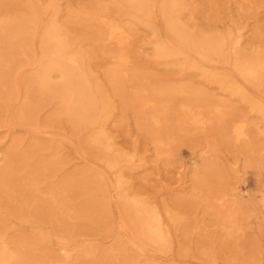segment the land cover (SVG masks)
<instances>
[{
  "label": "rangeland",
  "instance_id": "1",
  "mask_svg": "<svg viewBox=\"0 0 264 264\" xmlns=\"http://www.w3.org/2000/svg\"><path fill=\"white\" fill-rule=\"evenodd\" d=\"M162 2L148 1L150 12L146 9L139 13L136 24L131 25L135 33L125 48L129 56L123 66L125 83L117 91L109 69L118 63L106 53L116 46H107L98 39L97 26L76 17V12L94 13L99 8L111 18L129 23L134 18L133 11L125 6V0L58 1L59 24L82 48L90 70L110 98L113 111L105 125L115 147L145 157L143 167L137 162L129 163L121 171L111 168L98 176L94 170L103 163L97 159L99 151L90 137L96 125L76 128L60 113L55 100L36 96L30 81L42 56V24L55 15L51 0H0V19L18 16L28 9L42 18L37 31L27 36L30 50L25 44V54L8 69L0 68V173L9 186L8 190L0 189V235L11 249L25 253L33 261L53 260L54 264H264V207L259 204L258 194L259 189L264 192V117L231 92L226 83L211 81L213 76L190 68L187 62L191 59L202 63L206 74L216 72L261 103L264 90L240 75L231 55L229 60L212 62L204 61L192 50H186V56H182L186 59L155 57L152 42L157 32L160 37L172 38L167 33ZM92 7L96 10L92 11ZM180 13L195 30L225 31L240 22L248 30L243 47L253 45V49L256 44L264 50V0H187ZM0 41L3 54L7 43ZM174 60L178 62L173 63ZM180 85L187 92L173 97L175 107L184 100L197 103L201 97L224 102L228 112L224 120L204 127L191 121L178 125L173 118L184 115L177 112L172 118L175 121L155 127L145 119V127L142 126L138 111L141 98L157 99V89ZM28 105L32 110L28 119L15 116L18 109ZM236 118L249 122L247 141H236L231 133ZM159 135L172 139L161 156H157L155 146ZM210 147L212 151H207ZM119 171L133 195L149 199L163 212L167 207L182 218L181 226H175L174 243L168 250L139 239L132 213L118 197L115 184ZM32 178L39 180L40 192L28 189ZM238 189L241 198L236 196ZM53 191L62 199L60 209L54 206ZM215 195H225L226 203L215 200ZM235 210L238 214L234 213V224L224 221V215ZM124 218L128 226L123 229L119 224ZM59 241L71 244L72 257L58 250Z\"/></svg>",
  "mask_w": 264,
  "mask_h": 264
},
{
  "label": "bare ground",
  "instance_id": "2",
  "mask_svg": "<svg viewBox=\"0 0 264 264\" xmlns=\"http://www.w3.org/2000/svg\"><path fill=\"white\" fill-rule=\"evenodd\" d=\"M58 1L59 0H51V4H53V7L55 8V15L52 20L42 24L43 33L41 32V34L43 35L42 42L40 43V46L42 48V56L36 66L35 73L32 77L30 76V81L33 82L34 87H32L34 88L36 96L38 95L42 99L52 98L53 100H55L59 106L60 113L65 114L68 120L76 128L88 124L96 125L90 133V137L93 144L99 151V157L97 159L99 160V162L101 161L103 163L100 169H98L94 165L98 169L94 170L95 172H97L96 174H98V176L104 175V172L108 169L110 170L111 168H118L121 171V169L129 163L132 164L137 162L138 166H145V157H137L136 154L126 153L118 147H115L112 136L110 135L111 133H108L105 125L106 119L112 114L113 111V106L111 104L110 98L104 92V89L101 88L98 77L96 78L90 70L82 48L77 45L78 43H76L75 40L71 39L72 37H70L65 28L61 24H59L58 19L56 18V15L59 11ZM148 1L150 0H125V6L133 11L131 15L134 16L133 19L128 18L130 20L129 23H125L123 22V20L121 21L116 18H111L106 14V10L100 11V9L98 8V11L94 9L95 7H92V11L96 10L94 13L82 10L76 12V17H78L79 15L82 17V19H85L89 23L95 24L97 26L98 39L105 42L107 46L108 44H114L116 46V48L112 46L114 50L112 48H108L109 50H107L106 53H108L113 59H116L118 63V66L109 69V77L117 91H120V89H122V82H124L122 81V79L126 74L123 66H126L129 61V56L126 53L125 48L130 43V40L135 33H133L134 29L132 30L131 25L136 24V19L139 17V13L146 12V9H151L147 8ZM186 2L187 0H163L161 10L164 18L166 17L167 19V33H169V35H171L170 37L172 38L165 39L163 37H160L159 33L157 32V38L152 42L154 46L153 55L158 59L170 58V60H176L179 57L183 58L182 56H186V50H192L193 53L198 54L199 56H201V58L204 59V61L207 60L208 62H212L222 58L229 60V55H231L230 57L231 61L233 62V66L240 73V75L253 85L261 88L263 91L264 50L257 48L256 44L254 45L255 47L253 49H251L253 45L252 47L249 46V48L243 47V44L246 42L244 36L248 30H244L245 28H243L240 22L236 24L234 22V25L230 26L225 31L217 30L214 28L211 31L195 30L191 25H189V23L183 20L180 13L185 8ZM28 10L23 11L18 16H12L13 18L11 17L0 19V40H4L7 43V50L4 52L5 54L0 53V68L8 69L9 64L14 63L17 57H19L21 54H25L26 50L29 48V41L26 40L27 36L35 31L38 22H42H40V19L42 20V18L39 19L34 11H31V9L30 11ZM88 11L91 10L88 9ZM28 38H30V36ZM27 43L28 46H26ZM23 47L28 48L24 50L25 48L23 49ZM175 60L173 63L178 62H176ZM188 60L189 59H187V61ZM201 64H198V62H195L194 60L191 61V59L187 62V66H189L190 68L201 70L203 74L208 77L210 75L211 77L213 76L211 81L218 80L221 84L224 85L226 83V86L231 92L236 93L241 99L249 102L251 104V107L264 117V102L261 103L259 101H256L254 97H252L239 86H233L232 84L227 83L225 79L219 77V75H215L216 72L214 71H212L214 72L213 74H206V70H202L203 65ZM56 76H58L59 78H56ZM178 92L186 93V87L184 85H180L171 86L167 89H157L156 94L157 97L159 96V98H150L148 100H145V98H141L138 110L140 114L141 125L145 127L146 119L148 123L154 125L155 127H160L163 124L169 122V120H176L175 123L178 125H181L185 121H191L196 125L204 127L205 125H207L208 123H212L213 121L221 123L224 120V117L228 114V112H225L224 110V107H226L224 102L207 99L205 97H201L200 101H198L197 103L191 102L189 100H184L182 102L180 101V103L177 104V107H175L173 97ZM196 92L202 94L199 90H196ZM29 105L25 108L18 109L17 115L15 116H18L22 120L28 119L29 114L32 111L31 108H29ZM145 108H148L149 110L145 112ZM177 112H180L181 115L183 114L184 117H174L175 113ZM172 118L175 120H173ZM238 118H236L237 120L234 122L231 128V133L236 141H247L249 139V122L245 118ZM171 141L172 139L168 135H159L155 139L157 156H161L162 154H164L165 148L168 147L170 143H172ZM262 149L264 151V146ZM207 151H212L211 147ZM194 174L195 176L199 174L198 169L195 168ZM5 178L6 177H4V174L0 173V189L8 190L9 186ZM126 183L127 182L123 180L122 172H120L116 178L115 184L116 188L119 191L118 197L121 198L124 207L131 211L133 220L135 221L134 223H136L137 225L139 239L143 242H149L157 245L161 249L171 248L174 243L173 231L176 228L175 226H181L182 218L178 214L175 215L171 213L170 210H168L169 208L167 207H165V212H163L156 205H154V203H151L149 199L145 200V198L143 199L138 195H133ZM28 189L33 193L40 192L39 180L36 178H32L28 182ZM56 194L54 192L53 196L55 198L53 199V203L57 209H60L63 207V202L61 197ZM258 194L261 196V202H259L260 200L257 198L259 200L258 202L264 207L263 190L259 189ZM236 196L239 198L243 197L240 189H238V191L236 192ZM224 197L225 195L219 197L216 196L215 200H220L221 204L223 205L224 203H226V198ZM234 203L238 204V202L235 201ZM237 211L238 210L232 212L233 214H227V212H225V214L227 215H224V221L233 223L235 221V218L237 217ZM234 213L237 214L235 215ZM119 225L123 229L127 227L128 225L126 218H124L122 220V223ZM230 225L232 224H229V226ZM59 243L60 244L58 245V250L63 251L69 257H72L73 248L70 247L71 244H69V242L67 241H59ZM54 263L55 262L53 260H31L29 256L25 255V253L23 254L19 251L11 249L7 240L0 235V264ZM116 264L133 263H131L130 261H125L117 262Z\"/></svg>",
  "mask_w": 264,
  "mask_h": 264
}]
</instances>
